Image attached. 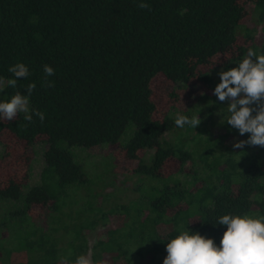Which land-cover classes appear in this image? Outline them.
I'll use <instances>...</instances> for the list:
<instances>
[{
    "label": "trees",
    "instance_id": "obj_1",
    "mask_svg": "<svg viewBox=\"0 0 264 264\" xmlns=\"http://www.w3.org/2000/svg\"><path fill=\"white\" fill-rule=\"evenodd\" d=\"M247 1L263 31L260 42L243 22L244 0H0V102L17 91L26 95L35 83L31 106L46 114L43 123L25 121L23 113L0 117V138L8 132L38 144L42 157L35 181L0 182V235L30 240L16 245L19 260L14 254L8 264H74L88 249L94 262L163 264L168 241L186 229L219 246L226 231L216 224L220 216L264 215V147L220 150L232 134H250L223 123L217 135L206 129L221 104L214 93L179 111L199 117L195 129L178 128L173 107L155 117L151 88L157 75L174 89L191 81L215 88L217 64L237 67L249 49L264 55V0ZM219 54L229 56L214 63ZM16 63L30 75L13 88L8 69ZM45 64L55 70L51 88L41 86ZM76 147L77 154L119 148L138 177L133 190L149 191L108 202L111 193L97 189L105 178L75 159ZM170 161L176 168L165 173ZM35 207L42 212L33 215ZM99 224L89 247L86 233ZM63 233H71L66 242ZM6 255L1 249L0 259Z\"/></svg>",
    "mask_w": 264,
    "mask_h": 264
},
{
    "label": "clouds",
    "instance_id": "obj_2",
    "mask_svg": "<svg viewBox=\"0 0 264 264\" xmlns=\"http://www.w3.org/2000/svg\"><path fill=\"white\" fill-rule=\"evenodd\" d=\"M137 7L151 11V6L144 2H140ZM237 65L219 73L220 83L215 87L214 95L220 102H228L229 115L226 123L237 129L241 136L250 134L247 140L237 141L233 147H264V55H257L249 49ZM8 71L15 77L7 81L13 88H16L20 78L25 79L30 75L29 68L24 63H16L9 67ZM43 72L44 80L41 86L54 87V82L48 77L55 75V70L45 64ZM35 89L36 84L31 83L26 88V95L17 91L9 101L0 102V117L12 121L18 114L23 113L25 121L32 123L35 116L43 123L46 114L33 108L30 103ZM200 123L199 117L189 119L178 114L175 119L178 128L187 125L195 129ZM216 224L226 226L219 246L212 238L186 229L168 241L167 256L163 264H264V215L253 217L246 213H229L220 216ZM62 264H67V261ZM74 264L106 262H94L89 253L79 255Z\"/></svg>",
    "mask_w": 264,
    "mask_h": 264
},
{
    "label": "rangeland",
    "instance_id": "obj_3",
    "mask_svg": "<svg viewBox=\"0 0 264 264\" xmlns=\"http://www.w3.org/2000/svg\"><path fill=\"white\" fill-rule=\"evenodd\" d=\"M244 3L246 13L243 17V22L253 29L255 41L260 42L263 35L261 25L255 24L256 18L252 12V4L247 0H244ZM238 42L242 43L244 40L240 38ZM228 56L229 54H219L213 58V62L221 63L226 60ZM214 70L215 71L212 73H214V76H218L219 73L223 71V68L221 64H217ZM219 83L220 82H217L215 86ZM151 88L153 94L152 97L156 105L155 117L158 119H160L163 113L172 107L175 109L173 113L177 115L179 111L191 107L192 104L201 103L199 97L202 94L210 96L214 93L215 89L213 86L199 85L194 81H191L184 89H174L173 83L167 80L163 75H157L152 79ZM227 107V101L221 102V104L212 112L210 120L213 121V123L210 120L206 121V129L213 132L214 135L223 132L221 123L226 125L228 127L227 129L231 131L233 129L226 123V119L229 115ZM205 135H207V132L202 133V136ZM0 139V182L11 177L21 181L27 179L29 182L38 179V174L42 167L41 147L38 144L30 147L8 132H4ZM240 140V137L232 134L226 139L220 150L233 149V144ZM77 149H79V147L72 148L74 153ZM218 150L219 149H217V151ZM242 153L245 154V151ZM124 158V152L116 147H94L82 151L80 154H77V152L75 153L76 160L80 162H83L84 160L86 162L84 168L86 167L90 174H98L99 177L105 178L103 181L100 180L101 182H97V185H99V188L97 187V189H103V191L111 193L108 202L117 201L126 203L130 198L137 196L139 198L141 193L149 191V186H145L140 190H133L135 182H138V177L132 173L131 164H129ZM107 162L109 164H107ZM175 168L176 162L170 161L167 163L164 172H170ZM40 212H42V208L35 207L33 215H38ZM100 228H102L101 224L86 233V240L89 247L96 241ZM2 235L3 236L0 235V250L2 249L7 255L0 259L2 262L0 264H8L14 254L16 255L20 253L18 250H15L17 249L16 245H21L30 240L22 239V234L18 235L13 233L8 235V232H4ZM61 237V242H66L67 239L69 240L71 238V233H63L61 234ZM89 253L90 250L88 249L84 255H88ZM18 260L19 259L16 255L14 261Z\"/></svg>",
    "mask_w": 264,
    "mask_h": 264
}]
</instances>
